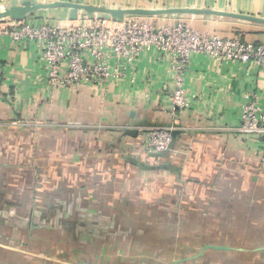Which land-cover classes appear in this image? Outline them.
I'll use <instances>...</instances> for the list:
<instances>
[{"label": "crops", "instance_id": "obj_1", "mask_svg": "<svg viewBox=\"0 0 264 264\" xmlns=\"http://www.w3.org/2000/svg\"><path fill=\"white\" fill-rule=\"evenodd\" d=\"M184 2L264 18V0ZM56 14L65 18L60 24L68 21L61 9L32 17L57 24L49 19ZM178 20L200 33L264 46V26L155 21ZM174 76L170 58L151 48L119 84L51 89L34 46L0 38V264H74L78 257L93 264L103 246L114 244L120 252L151 244L153 256L140 261L160 262L156 256L169 247L174 259L167 264H264V138L239 130L243 96L264 102V66L194 55L184 88L198 98L184 109L169 100ZM152 127L173 129L169 153H141V134ZM183 240L196 247L179 257Z\"/></svg>", "mask_w": 264, "mask_h": 264}, {"label": "built area", "instance_id": "obj_2", "mask_svg": "<svg viewBox=\"0 0 264 264\" xmlns=\"http://www.w3.org/2000/svg\"><path fill=\"white\" fill-rule=\"evenodd\" d=\"M0 38L15 45L34 46L46 85L70 92L90 84H119L126 78L129 66L152 48L171 60L175 89L169 100L172 107L180 109L189 108L198 98L184 88L185 68L194 55L224 63L264 66L262 45L200 33L181 22L160 26L145 17H131L118 23L86 17L63 24L36 22L33 17L7 20L0 22ZM242 101L239 130L264 138V102L251 92ZM172 132L171 127H152L142 132L141 153L150 157L169 153Z\"/></svg>", "mask_w": 264, "mask_h": 264}, {"label": "water", "instance_id": "obj_3", "mask_svg": "<svg viewBox=\"0 0 264 264\" xmlns=\"http://www.w3.org/2000/svg\"><path fill=\"white\" fill-rule=\"evenodd\" d=\"M60 9L67 12L68 21H76L81 16L90 20L97 19L117 23L131 17H145L153 20L199 17L264 26V18L262 17L211 7H129L74 3L65 0H7L1 2L0 22L7 20L24 21L37 12Z\"/></svg>", "mask_w": 264, "mask_h": 264}, {"label": "rangeland", "instance_id": "obj_4", "mask_svg": "<svg viewBox=\"0 0 264 264\" xmlns=\"http://www.w3.org/2000/svg\"><path fill=\"white\" fill-rule=\"evenodd\" d=\"M161 1H164V0H149V1H146V0H130V3H133V4H141L140 6H144V7H152V8H157V7H186V4H184L186 0H172L174 3L171 4V5H161L159 4ZM165 1H171V0H165ZM87 4V3H86ZM90 4V3H89ZM189 7V6H188ZM212 8V7H211ZM54 17H50L49 19H51L53 22L52 23H57V24H60L59 22L61 21H64L65 18H63L62 15H52ZM84 16H81L80 18H83ZM63 18V19H61ZM199 18V17H197ZM48 20V19H46ZM179 21V20H178ZM44 22H47V21H44ZM179 22L183 23V24H187L189 23L188 21L186 20H180ZM178 22V23H179ZM65 23V22H63ZM190 26V25H189ZM191 27V26H190ZM193 27V26H192ZM193 30L196 29V28H192ZM119 232V233H118ZM120 230H115V234L113 236H116V234L118 233L119 236H120ZM112 236V235H111ZM112 236V238L114 239V237ZM186 238V237H185ZM184 238V240H185ZM187 239V238H186ZM182 241V244L180 247V249H182L183 251L181 252V254H179V257L181 256H189V253H186L185 250H189L191 248H194L196 247L195 246V242H192V244H194V246H190L188 244V242H185V241ZM146 243H148V241H146ZM16 245V244H15ZM18 246V245H16ZM21 246V245H19ZM53 248H50V250L53 252L51 254H54V253H57L55 254V258L58 256V249L56 248V246L52 245ZM21 248V247H20ZM19 248V249H20ZM152 245L150 244L149 246H146L144 248V250L140 249V247L137 245V244H131L128 246V250H124L122 252H120V246L118 245H108V246H103L100 250L102 252L100 258L96 261L94 260L93 261V264H106L107 261L105 258L106 254H105V249L108 250V254H110L111 256V261H110V264H122L123 262H121V258H124V260H129V263L131 262H136L137 264H167V263H170L174 258L170 257V255H172V253H170V248L168 247L166 251L163 252V254L161 253L159 257L156 256L157 258V261H160V262H153L151 260H145V261H140L142 260L143 257H149V256H153L152 254ZM158 248V246L156 247ZM159 249V248H158ZM86 250H88V252H92L93 251V248L91 246H89V248L87 247ZM127 253V254H126ZM139 253H142V254H139ZM8 253H2L1 255L3 257H6L8 255H6ZM89 254V253H88ZM93 255V254H92ZM121 255H123V257H121ZM91 256V255H89ZM170 257V258H168ZM119 258V259H118ZM131 258V259H130ZM177 258V257H176ZM175 258V260H176ZM6 259V258H5ZM58 260V258H57ZM80 260V257H78L77 260H74V264H80L79 262ZM2 264H5V262L3 261ZM16 264H24L23 262H18ZM34 264H39V263H34ZM124 264V263H123ZM180 264H203L202 262H181Z\"/></svg>", "mask_w": 264, "mask_h": 264}, {"label": "trees", "instance_id": "obj_5", "mask_svg": "<svg viewBox=\"0 0 264 264\" xmlns=\"http://www.w3.org/2000/svg\"><path fill=\"white\" fill-rule=\"evenodd\" d=\"M241 40V39H240ZM257 45V44H256ZM159 156H162V155H159Z\"/></svg>", "mask_w": 264, "mask_h": 264}]
</instances>
